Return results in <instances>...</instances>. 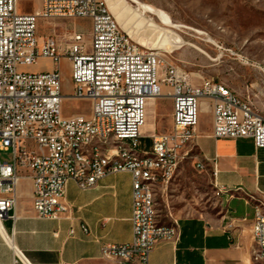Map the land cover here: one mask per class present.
Here are the masks:
<instances>
[{
  "label": "built area",
  "instance_id": "obj_1",
  "mask_svg": "<svg viewBox=\"0 0 264 264\" xmlns=\"http://www.w3.org/2000/svg\"><path fill=\"white\" fill-rule=\"evenodd\" d=\"M40 3L38 9L27 11L20 0H0V150L13 154L12 161L0 159V231L7 216L16 218L24 169L33 179L36 216L55 220L71 211L67 198L71 180L87 190L108 174L129 171L133 176V238L103 245L102 256L118 258L123 264L129 258L149 264L156 244L180 237L177 218L175 231L153 228V221H159L156 189L173 179L189 155L198 135L202 103L212 108L214 138H250L256 148L264 147V115L228 85L189 72L134 40L106 0ZM49 18H89L90 40L84 30L74 29L48 34L41 41L39 22ZM42 58L52 59L53 69H22ZM63 58L71 68L73 92L68 95L63 93ZM163 95L172 99L171 128L157 132L155 120L151 129L143 131L150 104ZM65 96L91 100V114L64 116ZM142 137L152 139L151 148H142ZM118 138L148 153L147 164L129 161ZM95 145H104V152H95ZM108 153L124 155L125 165L102 167ZM197 167L208 169L201 161ZM217 173L214 161L212 174ZM252 237L256 244L252 261H263L264 221L256 207Z\"/></svg>",
  "mask_w": 264,
  "mask_h": 264
},
{
  "label": "crops",
  "instance_id": "obj_2",
  "mask_svg": "<svg viewBox=\"0 0 264 264\" xmlns=\"http://www.w3.org/2000/svg\"><path fill=\"white\" fill-rule=\"evenodd\" d=\"M212 121L205 118V128L200 123L190 147L197 150L195 166L199 161L207 164L208 169L201 171L211 175L215 197L198 214L178 219L179 239L156 244L149 264L253 263L254 207L256 198L264 199V147L256 148L250 138H214ZM24 173L16 218L7 216L2 222L0 264H123L118 258H104L102 247L133 238L131 172L108 174L87 190L71 180L67 198L72 208L60 220L36 216L33 179L30 171ZM85 225L89 230L83 229Z\"/></svg>",
  "mask_w": 264,
  "mask_h": 264
},
{
  "label": "rangeland",
  "instance_id": "obj_3",
  "mask_svg": "<svg viewBox=\"0 0 264 264\" xmlns=\"http://www.w3.org/2000/svg\"><path fill=\"white\" fill-rule=\"evenodd\" d=\"M122 2L127 3L132 10L129 22L122 24L123 27L129 25V31L133 25H137V28L144 32L148 28H154L156 34L160 28L170 29L168 37L159 35L161 43L155 44L147 39L145 45L159 51L167 60L189 72L228 85L264 115V0ZM20 5L24 10L34 11L41 3L40 0H20ZM126 11L125 9V13ZM171 23L176 27L171 26ZM91 27L89 18L41 19L38 34L42 41L48 34H63L68 30L82 29L86 39L90 40ZM180 40L183 41L182 47H177L176 42ZM60 65L63 72V93L68 95L73 92L70 62L63 58ZM53 67L52 59L42 58L39 63L22 66V69L36 72L51 70ZM91 106L92 101L89 99L65 96L62 112L64 116H89ZM172 110V99L169 95L158 98L155 108L153 109L152 103L149 107L145 129H151L156 120L157 132L169 130L172 126ZM205 118L212 119L210 106L199 114L201 128L206 127L203 123ZM141 140L142 148H151V138L142 137ZM12 158L11 150H0L1 160L12 161ZM197 160L196 147H190L189 155L173 179L167 185L157 187L156 200L160 223L170 225L175 218L196 215L213 201L215 188L211 175L195 166ZM252 264H264V260Z\"/></svg>",
  "mask_w": 264,
  "mask_h": 264
},
{
  "label": "bare ground",
  "instance_id": "obj_4",
  "mask_svg": "<svg viewBox=\"0 0 264 264\" xmlns=\"http://www.w3.org/2000/svg\"><path fill=\"white\" fill-rule=\"evenodd\" d=\"M106 2L109 5L113 14L116 16L123 30L126 31L134 40H136L140 44L145 45L147 43V39H149L150 41H153L155 44H159L161 43L159 42V35H164V37H168L167 35L170 32V29L167 27L160 28V30H157V34L154 33L155 31L154 28H148L144 32V30L138 29L137 25H133L131 27L132 30L130 29L129 31L128 30L130 28L129 25L123 27L122 24L126 25L129 22V18L132 14V10L130 6L127 3L122 2V0H106ZM125 9L127 10L126 13H125ZM171 26L176 27L172 23H171ZM134 32H135V35H134ZM145 36H147L148 38H146ZM176 43H177L176 45L177 47H182L183 41L180 40L179 42H176ZM191 46L193 47V45ZM152 105L154 109L156 106V103H152ZM207 105L205 103H202L201 105L202 112L206 111ZM146 126H147V123L143 127V131L148 130V129H145ZM148 126H152V124H148ZM118 145H120L121 149H124L126 152H128L129 161H136L137 164H147L148 153H145L143 150H139V145L131 144L130 140H126V138H118ZM95 152H104V145H95ZM124 165H125V158H124V155H122L121 153H108L107 157L102 160V167L124 166ZM256 200H257L256 206H255L256 211L259 214V217H262L264 221V199L256 198ZM153 228L163 229L165 231H175V221L173 222V224H170V225L162 224L159 221H153ZM137 262H140L141 264H143V259H136V258L128 259V264H136Z\"/></svg>",
  "mask_w": 264,
  "mask_h": 264
}]
</instances>
